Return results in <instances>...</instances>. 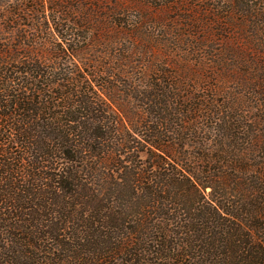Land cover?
<instances>
[{
  "label": "trees",
  "instance_id": "trees-1",
  "mask_svg": "<svg viewBox=\"0 0 264 264\" xmlns=\"http://www.w3.org/2000/svg\"><path fill=\"white\" fill-rule=\"evenodd\" d=\"M50 1L59 42L0 47V264H264V0L163 2L190 33L206 13L237 30L222 63L241 92L148 96L125 118L111 84L128 57L66 32H117L89 21L126 10Z\"/></svg>",
  "mask_w": 264,
  "mask_h": 264
},
{
  "label": "rangeland",
  "instance_id": "rangeland-1",
  "mask_svg": "<svg viewBox=\"0 0 264 264\" xmlns=\"http://www.w3.org/2000/svg\"><path fill=\"white\" fill-rule=\"evenodd\" d=\"M115 1L122 4L119 9L126 10L122 15L110 19L111 21H103L100 16L101 20H90L89 23L93 27L100 24L109 27L113 24L114 31L118 29L117 32H111L109 29L84 32L69 28L66 33L90 38L108 36L109 53L118 58L124 54L128 57L125 64L122 63L123 71L119 70L118 74L114 75L120 84H111L115 89V99L123 102V109L120 110L123 118L130 116L125 112L127 109L133 111L136 110V106L142 107L144 99L148 96L162 95L180 100L198 96L206 98L209 94L203 89L210 85L219 86L225 89L224 91L232 89L235 93L241 92L236 88L235 83H238L236 77L222 63L226 60L224 59L226 52L232 53L242 48L239 44L244 41L238 37L237 30L230 33L231 30L222 22L221 24L212 22L211 15L206 13L200 17H191L195 23L197 22V27L190 33L186 31V23L181 18V12L173 9L162 11L158 8L167 0ZM55 3L57 2L50 0H0L1 49H16L21 52L25 48V52L26 50L29 52V49L39 52L45 50L47 45L45 39H49L51 44L59 42L55 40L56 33L65 31L57 32L58 28L55 29L56 21L53 20ZM203 7L214 8V13H219L227 9V4H224L222 9L221 5L218 6L208 0ZM73 20L80 26L83 25L77 19ZM137 28L141 29L139 33L131 31ZM130 38L131 46L128 45ZM160 71L166 75L167 85L162 81L160 75L164 74ZM240 95L247 97L248 93L243 92ZM184 109L183 106L178 107L180 111Z\"/></svg>",
  "mask_w": 264,
  "mask_h": 264
}]
</instances>
